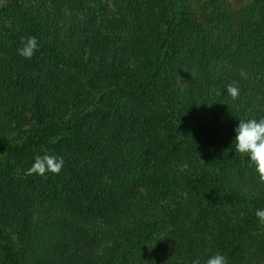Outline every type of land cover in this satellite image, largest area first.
I'll list each match as a JSON object with an SVG mask.
<instances>
[{
	"label": "trees",
	"instance_id": "obj_1",
	"mask_svg": "<svg viewBox=\"0 0 264 264\" xmlns=\"http://www.w3.org/2000/svg\"><path fill=\"white\" fill-rule=\"evenodd\" d=\"M204 1L213 26L187 0H113L78 21L67 13L85 0H12L0 100L22 108L0 106V264H264V181L232 145L239 118L264 117L250 84L264 76V0L241 20ZM28 36L31 59L17 52ZM44 154L60 173L28 174Z\"/></svg>",
	"mask_w": 264,
	"mask_h": 264
},
{
	"label": "clouds",
	"instance_id": "obj_2",
	"mask_svg": "<svg viewBox=\"0 0 264 264\" xmlns=\"http://www.w3.org/2000/svg\"><path fill=\"white\" fill-rule=\"evenodd\" d=\"M21 47L17 49L20 56L31 59L40 47L35 36H28L21 39ZM240 87L237 84L229 83L226 85V92L232 100L240 96ZM235 136L232 145L234 152L249 160L250 166H254L260 179L264 181V117L259 119L239 118V123L234 129ZM64 165L62 157L44 154L34 158L32 167L28 174L44 175L46 172L59 174ZM259 223L264 225V208H258L255 212ZM192 264H201L200 258L192 260ZM204 264H229L228 258L221 253H216L207 258Z\"/></svg>",
	"mask_w": 264,
	"mask_h": 264
},
{
	"label": "rangeland",
	"instance_id": "obj_3",
	"mask_svg": "<svg viewBox=\"0 0 264 264\" xmlns=\"http://www.w3.org/2000/svg\"><path fill=\"white\" fill-rule=\"evenodd\" d=\"M30 1V0H28ZM34 4L36 3V0H33ZM87 2H85L87 4L86 6V10L83 12L78 11V12H74L72 13V11L68 12L67 15H69L72 18H76L77 21L79 18H82L83 20H88L89 18L93 17V18H102L103 16L100 15V7H108L109 8H115L114 4H112L113 0H85ZM89 2V3H88ZM254 2V0H223V6L228 9L230 11V14H232L233 17H235L236 19L241 20L240 18H243L246 13L249 11V9L252 7V3ZM12 3V0H0V24H5V25H9V19H6L7 15V11L9 9H11L10 5ZM205 1L204 0H187V2H185L186 5L190 6V8L194 11V15L195 18L202 21L204 18L207 20L208 25L213 26L215 25V21L212 22L211 18L212 16V12H211V8H207L205 6ZM117 7V6H116ZM67 12V11H66ZM89 12V13H88ZM88 13V15H87ZM85 18V19H84ZM90 20V19H89ZM80 22V21H79ZM84 23H87L86 21ZM83 23V24H84ZM26 68V66H25ZM5 69V67L3 66V62L0 61V75L2 73V71ZM245 73V72H244ZM224 71L223 70H213V81L217 82L220 80H224L226 79V77L223 76ZM245 77L247 78V75L245 74ZM250 84L253 86L254 91L263 98V106H264V76L263 75H259L256 77H253L250 79ZM20 94H23L24 92L20 91ZM1 94H4L3 91L0 90V99H1ZM21 99L19 98H15V101H13V104H18L17 106L15 105H11L8 104L6 101L4 103L1 102L0 100V106H2L4 108V111H8L10 108L16 109L17 111H20L22 108V103L19 104ZM153 105L152 108H150V110H158V105H155L154 103H151ZM19 108V109H17ZM15 119H16V115H15ZM8 120H12V115L11 117H9ZM11 137L13 136L14 138H20L16 135H10ZM20 140V139H19ZM5 167V163L2 159V157L0 156V212L2 211V208L4 206L5 201H3L6 197L7 199V195L9 193V190H6L7 188H5V182H4V175L2 173L3 168ZM17 184L15 183L13 186L15 188H17ZM5 231L7 233L4 234V236H9L12 237V234L10 233V228L4 227ZM7 238V239H8ZM10 239V238H9Z\"/></svg>",
	"mask_w": 264,
	"mask_h": 264
}]
</instances>
